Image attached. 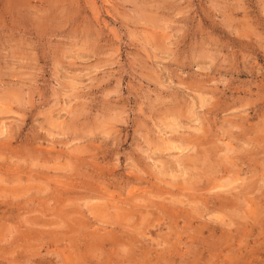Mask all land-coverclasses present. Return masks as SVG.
Returning a JSON list of instances; mask_svg holds the SVG:
<instances>
[{"label":"rangeland","instance_id":"374dc122","mask_svg":"<svg viewBox=\"0 0 264 264\" xmlns=\"http://www.w3.org/2000/svg\"><path fill=\"white\" fill-rule=\"evenodd\" d=\"M0 264H264V0H0Z\"/></svg>","mask_w":264,"mask_h":264},{"label":"bare ground","instance_id":"6f19581e","mask_svg":"<svg viewBox=\"0 0 264 264\" xmlns=\"http://www.w3.org/2000/svg\"><path fill=\"white\" fill-rule=\"evenodd\" d=\"M197 209V208H196ZM103 240V239H102ZM94 247V246H93ZM88 248V247H87Z\"/></svg>","mask_w":264,"mask_h":264}]
</instances>
